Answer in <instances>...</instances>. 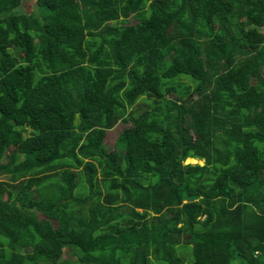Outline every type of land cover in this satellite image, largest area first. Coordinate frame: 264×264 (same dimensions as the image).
Returning a JSON list of instances; mask_svg holds the SVG:
<instances>
[{
	"label": "trees",
	"instance_id": "trees-1",
	"mask_svg": "<svg viewBox=\"0 0 264 264\" xmlns=\"http://www.w3.org/2000/svg\"><path fill=\"white\" fill-rule=\"evenodd\" d=\"M21 1L0 264H264V0Z\"/></svg>",
	"mask_w": 264,
	"mask_h": 264
},
{
	"label": "rangeland",
	"instance_id": "rangeland-1",
	"mask_svg": "<svg viewBox=\"0 0 264 264\" xmlns=\"http://www.w3.org/2000/svg\"><path fill=\"white\" fill-rule=\"evenodd\" d=\"M35 4H36L35 0H22L21 1V6L22 7L20 9H22L23 11L29 12V11H31V10L34 9ZM11 49L15 53L17 52V48L16 47L15 48H11ZM130 124H132L131 121H128V122H126L124 124L121 123V122H118L112 129L108 130L106 132V134H105V137H104V142L107 145V147L112 148L113 145H114V142H115V140H116V138H117V136L119 134V132L122 130L123 127L129 126ZM196 162L199 163V164H202L203 163L202 160H197V159L191 160V161H187V159H186L184 161V163H196ZM99 176L100 175L98 174V177ZM39 217H42L41 216V213H39ZM65 250L66 251L64 253V257H68V258H71L73 260L77 258L76 255H71L69 253V251H70L69 248L68 249H65ZM184 258H185L184 259V263L186 264L188 262V259H187V257H184ZM76 264H78V263H76Z\"/></svg>",
	"mask_w": 264,
	"mask_h": 264
},
{
	"label": "bare ground",
	"instance_id": "bare-ground-1",
	"mask_svg": "<svg viewBox=\"0 0 264 264\" xmlns=\"http://www.w3.org/2000/svg\"><path fill=\"white\" fill-rule=\"evenodd\" d=\"M195 160L194 158H187V161Z\"/></svg>",
	"mask_w": 264,
	"mask_h": 264
}]
</instances>
